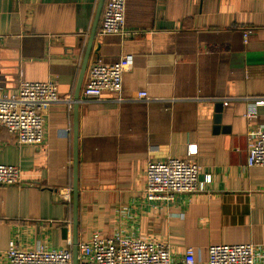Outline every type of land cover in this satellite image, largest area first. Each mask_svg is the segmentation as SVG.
<instances>
[{
    "label": "crops",
    "instance_id": "obj_1",
    "mask_svg": "<svg viewBox=\"0 0 264 264\" xmlns=\"http://www.w3.org/2000/svg\"><path fill=\"white\" fill-rule=\"evenodd\" d=\"M125 1L132 33L103 35L99 24L82 75L100 0H0V96L23 79L56 80L72 100L43 108L44 144H19L0 126V164L19 166L25 179L0 185V264L16 234L23 247L73 241L77 101L79 241L121 228L177 256L198 248L203 261L211 244L264 245V167L247 164L248 128L264 124V106L252 104L264 96V0ZM125 54L134 64L121 92L84 100L90 64ZM141 91L149 98H138ZM168 157L198 162L212 181L152 207L148 162ZM68 188L71 202L61 195Z\"/></svg>",
    "mask_w": 264,
    "mask_h": 264
},
{
    "label": "built area",
    "instance_id": "obj_2",
    "mask_svg": "<svg viewBox=\"0 0 264 264\" xmlns=\"http://www.w3.org/2000/svg\"><path fill=\"white\" fill-rule=\"evenodd\" d=\"M125 10V0H105L99 32L103 35L132 33L125 28ZM250 32L245 31V40ZM133 64L132 54L122 55L119 61L110 64L95 59L88 68L83 99L100 100L104 92H121L123 74ZM138 98L147 99L149 96L141 91ZM55 102L72 105L70 97L59 93L56 80L33 82L23 79L17 92L0 96V126L14 134L19 144H44L46 115L43 108ZM252 104L254 110L256 106H264V96L254 97ZM252 116L255 113L251 111L245 114L247 119ZM247 136L248 166L264 167V124L250 125ZM196 151V144H190L188 154ZM24 181V172L19 166L0 164V185H19ZM211 181V171L205 170L198 162L173 157L150 160L144 186L145 197L152 207L177 204L181 197L207 190L206 186ZM61 195L71 202L70 188L61 191ZM17 238L16 234L10 241L4 264H73L71 240L61 248L40 244L23 247ZM199 252L200 249L189 246L182 255L177 256L167 243L117 228L112 236L106 237L100 231H94L88 239L79 241L77 264H264V245L261 244H211L205 261Z\"/></svg>",
    "mask_w": 264,
    "mask_h": 264
},
{
    "label": "water",
    "instance_id": "obj_3",
    "mask_svg": "<svg viewBox=\"0 0 264 264\" xmlns=\"http://www.w3.org/2000/svg\"><path fill=\"white\" fill-rule=\"evenodd\" d=\"M105 0H100L97 14L94 20L88 48L85 53V58L82 66V75L85 73L88 65V61L91 53V46L95 35L97 33L98 25L101 19ZM76 99L79 100V93L76 94ZM78 107L79 102L77 101L74 105V142H75V165H74V184H73V264H77L78 256V224H79V186H78Z\"/></svg>",
    "mask_w": 264,
    "mask_h": 264
}]
</instances>
